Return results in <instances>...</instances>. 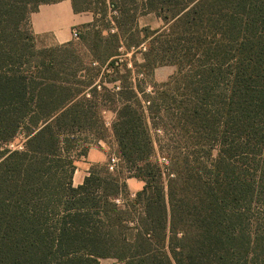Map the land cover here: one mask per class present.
I'll use <instances>...</instances> for the list:
<instances>
[{
    "label": "trees",
    "instance_id": "obj_1",
    "mask_svg": "<svg viewBox=\"0 0 264 264\" xmlns=\"http://www.w3.org/2000/svg\"><path fill=\"white\" fill-rule=\"evenodd\" d=\"M60 1L0 0V264H264V0H69L93 15L91 69L112 90L64 44L25 38ZM150 14L160 28L139 27ZM164 65L176 74L153 84ZM106 104L118 164L74 186L75 144L103 135Z\"/></svg>",
    "mask_w": 264,
    "mask_h": 264
},
{
    "label": "rangeland",
    "instance_id": "obj_2",
    "mask_svg": "<svg viewBox=\"0 0 264 264\" xmlns=\"http://www.w3.org/2000/svg\"><path fill=\"white\" fill-rule=\"evenodd\" d=\"M82 14H88L91 16L93 20V15L91 12H83ZM114 13H109V17H107V20L112 21V16ZM92 20L90 23H92ZM90 23H85L79 26H75V28L79 33V39L78 40H70L66 44H62L65 48V51L68 53L69 56H72L69 60L71 64H78V62L82 64L85 68H94L92 67V62H96L98 65L99 62L94 57L90 56L89 49L93 48L95 45V37L94 33L92 32V29L89 27ZM140 28L143 27H150L151 29H157L162 26V23L159 19H157L154 15H147V16H141L138 17L137 21ZM72 28V29H73ZM97 28L101 33V36L103 38H106L108 34L114 33L115 30L113 28V25H105V22L102 20L98 21ZM71 29V31H72ZM28 34L32 35V45L36 50L38 49H44V48H58L63 47L62 45H54L51 41L50 37L47 35H34L29 30L28 23L25 24V38L28 37ZM123 50L120 49L119 52H122ZM75 58V62H74ZM124 62H127V65L130 67V55L123 56L121 58ZM137 62H141V58L137 56ZM72 65V66H74ZM97 68V67H95ZM93 70V69H91ZM134 73L136 72L135 68H132ZM177 72V68L175 66L171 65H164V66H157L153 70L152 75V83L153 84H164L167 81H169ZM110 77H106L101 79V74L97 71H91V73L82 72L83 78L85 77H92L95 84H100L99 82H103L104 86H106L108 89L112 90L114 84L108 83L107 81L111 80L113 77V74L110 73ZM144 79V78H143ZM106 80V81H105ZM152 83H150L147 79L145 83H140V87L146 90V92H152L153 86ZM123 84H125L123 82ZM126 85V84H125ZM116 86H120V83L117 82ZM108 105L106 108L102 109V119L104 126L106 130L103 132L102 136H92L91 132H88L86 134L88 135H82L78 138V141L75 144V148L73 150L72 156L74 160V166H75V172L76 173V179L80 176H83V178L87 175L88 170L96 165H107L109 163V166H112V164H118V155H117V147L116 142L112 135V124L115 121V108L116 104H106ZM98 138V139H97ZM25 139L23 135H18L17 138L7 144L6 146H3L4 148L8 149H22V144L24 143ZM85 152L84 156H80V154ZM216 154V151H212V155L214 156ZM160 157V156H158ZM96 158L101 159V163H93ZM160 163H162L161 157L158 159ZM116 169V167H115ZM73 182V180H72ZM76 182V181H75ZM128 192L130 194V199H133L135 197V194L142 188L143 183L135 178H129L126 180ZM74 186H77L76 183L73 182ZM99 264H124L119 263L116 260L113 259H101L99 261Z\"/></svg>",
    "mask_w": 264,
    "mask_h": 264
},
{
    "label": "crops",
    "instance_id": "obj_3",
    "mask_svg": "<svg viewBox=\"0 0 264 264\" xmlns=\"http://www.w3.org/2000/svg\"><path fill=\"white\" fill-rule=\"evenodd\" d=\"M91 20L92 18L88 14H75L71 2L63 0L57 3L40 5L37 11L30 14L29 26L34 35H47L54 45H62L71 40V29L73 27L90 23ZM93 163H101V159L96 158ZM83 179V176L76 179V173H74V183L79 185Z\"/></svg>",
    "mask_w": 264,
    "mask_h": 264
},
{
    "label": "built area",
    "instance_id": "obj_4",
    "mask_svg": "<svg viewBox=\"0 0 264 264\" xmlns=\"http://www.w3.org/2000/svg\"><path fill=\"white\" fill-rule=\"evenodd\" d=\"M71 39L72 40H78L79 39V33L75 28H73L71 31Z\"/></svg>",
    "mask_w": 264,
    "mask_h": 264
}]
</instances>
